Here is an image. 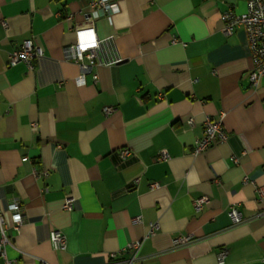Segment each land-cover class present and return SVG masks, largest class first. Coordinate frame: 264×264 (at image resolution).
Wrapping results in <instances>:
<instances>
[{
  "label": "crops",
  "instance_id": "obj_1",
  "mask_svg": "<svg viewBox=\"0 0 264 264\" xmlns=\"http://www.w3.org/2000/svg\"><path fill=\"white\" fill-rule=\"evenodd\" d=\"M91 1L0 0V214L11 223L17 199L25 216L13 264H264V76L252 83L247 33L221 20L247 0ZM87 28L123 60L79 83L68 49ZM27 38L43 53L11 65ZM207 117L228 138L194 153Z\"/></svg>",
  "mask_w": 264,
  "mask_h": 264
},
{
  "label": "built area",
  "instance_id": "obj_2",
  "mask_svg": "<svg viewBox=\"0 0 264 264\" xmlns=\"http://www.w3.org/2000/svg\"><path fill=\"white\" fill-rule=\"evenodd\" d=\"M92 6L100 8L106 12L116 11L118 9L117 2L115 0H92ZM223 22V30L225 34H235L239 30H245L247 33L251 56L253 60V68L250 74V79L253 84H257L262 76H264V0H247L246 9L242 12H236L229 10L221 15ZM92 33L94 42L91 43L86 35L82 37V34ZM78 39L75 44L68 49V56L74 59L81 67V75L77 78L79 83L84 82L85 73L92 70L95 64L111 65L120 63L123 58L119 54H113L110 52V46L107 43L112 37L105 39H98L92 28L78 29ZM43 53V49L34 43V40L27 38L24 40L22 46L9 53V63L15 65L18 62H26L29 66H33V59ZM114 109L113 106L108 105L105 107V113L109 114ZM189 124H194V119H188ZM228 138V133L223 127L222 119H213L207 117L203 134L198 138L194 144V153H199L206 150L215 140H225ZM123 156H127L131 153L130 150L124 149L121 151ZM170 157L167 150L160 152L158 159L166 160ZM26 158H24L25 160ZM152 186L158 187L157 182ZM263 191V190H262ZM264 192V191H263ZM207 197L199 198L195 201L196 210L203 209ZM66 206L71 207V201H68ZM9 209L11 212V223H7L4 217L0 214V255H2L6 264H13L16 258H12L8 255L7 247H15L14 238L21 232V226L24 222V213L22 204L19 200L14 199L9 203ZM230 216L234 223L241 222L243 217L242 213L236 206H233L230 210ZM137 220L140 218L137 217ZM157 224H153L154 229ZM51 242L56 250H64L67 248V236L60 229H53L51 231ZM191 236H179L174 238V244H187L191 241ZM142 245V240H137L129 244L128 248L132 251V260L137 258V253ZM22 253V251H19ZM116 252L111 254L112 257L116 256ZM228 254V248H222L218 254L220 262H223ZM41 264H50L46 261H42Z\"/></svg>",
  "mask_w": 264,
  "mask_h": 264
},
{
  "label": "clouds",
  "instance_id": "obj_3",
  "mask_svg": "<svg viewBox=\"0 0 264 264\" xmlns=\"http://www.w3.org/2000/svg\"><path fill=\"white\" fill-rule=\"evenodd\" d=\"M85 35H86L89 39H91V43L94 42V39L92 38V33L82 34V37L85 36Z\"/></svg>",
  "mask_w": 264,
  "mask_h": 264
}]
</instances>
